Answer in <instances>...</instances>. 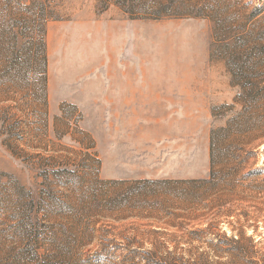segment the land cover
<instances>
[{"label":"rangeland","instance_id":"rangeland-1","mask_svg":"<svg viewBox=\"0 0 264 264\" xmlns=\"http://www.w3.org/2000/svg\"><path fill=\"white\" fill-rule=\"evenodd\" d=\"M0 264H264V0H0Z\"/></svg>","mask_w":264,"mask_h":264}]
</instances>
